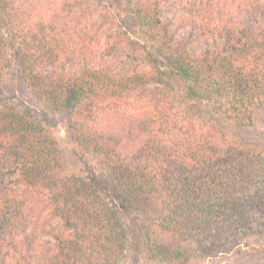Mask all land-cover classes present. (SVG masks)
Listing matches in <instances>:
<instances>
[{
    "label": "trees",
    "instance_id": "trees-1",
    "mask_svg": "<svg viewBox=\"0 0 264 264\" xmlns=\"http://www.w3.org/2000/svg\"><path fill=\"white\" fill-rule=\"evenodd\" d=\"M160 1L0 0V264L264 247V151L241 137L264 114V0H178L222 39L197 55L173 45ZM57 113L89 177L68 166ZM41 204L71 233L38 259Z\"/></svg>",
    "mask_w": 264,
    "mask_h": 264
},
{
    "label": "rangeland",
    "instance_id": "rangeland-1",
    "mask_svg": "<svg viewBox=\"0 0 264 264\" xmlns=\"http://www.w3.org/2000/svg\"><path fill=\"white\" fill-rule=\"evenodd\" d=\"M160 16L168 26L170 36L173 39V45L187 50L191 54L197 55L205 48L215 47L217 43L222 41V39L211 35L210 32L203 31L202 22H199L195 14L181 5L178 0H161ZM127 62L131 68L140 65L138 60L131 58ZM64 121L65 118L62 115L58 113L51 114L49 121L50 129L54 131V136L58 139L61 149L67 157L68 166L70 168L78 167L77 170L74 169L75 173L89 177L88 165H90V161H88V156L83 155L78 150L76 143L66 131ZM241 137H246L258 143L257 150L264 151V114L261 115L258 126L250 128L244 133L242 132ZM106 198L109 199L110 197L106 196ZM110 200L113 201L114 199ZM42 206L41 204V207H38L35 213L42 214L44 219L40 223L33 222L28 225L27 231L30 234V238L28 240L26 239L31 253L36 252L38 259L49 256L56 251L57 237L63 233L67 235L71 233L58 215H51L49 213V217L46 218L44 215L48 213V209H44ZM258 229V234L252 232L251 238L264 245V234L261 233L262 227ZM248 233H251V230ZM242 248L243 250L238 254L234 253L232 256L213 257L205 260L204 264H264V247L255 246L253 248L242 246ZM138 263L163 264L151 260L147 262L144 256L138 258ZM124 264H132L131 258L125 260Z\"/></svg>",
    "mask_w": 264,
    "mask_h": 264
}]
</instances>
